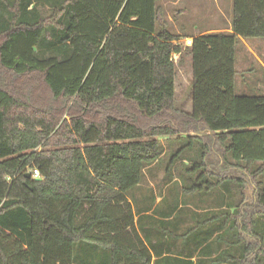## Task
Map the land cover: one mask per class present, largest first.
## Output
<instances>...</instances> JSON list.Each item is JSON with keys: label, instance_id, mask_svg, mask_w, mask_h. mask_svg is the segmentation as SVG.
<instances>
[{"label": "trees", "instance_id": "obj_1", "mask_svg": "<svg viewBox=\"0 0 264 264\" xmlns=\"http://www.w3.org/2000/svg\"><path fill=\"white\" fill-rule=\"evenodd\" d=\"M161 1L0 0V264H152L135 213L149 212L154 202L134 210L128 197L147 170L160 166L161 139L183 137L191 146L209 139L196 165L206 163L209 176L231 165L253 181L264 175V94L236 92L239 46L264 40V0H233L231 33L194 37L191 47L169 30ZM187 54L191 113L176 108L182 59L177 64L174 57ZM177 185L169 214L181 201ZM181 186L184 196L199 190ZM162 200L153 212L166 216ZM237 202L225 189L215 203L220 224L212 231L221 252L209 264L261 262L257 255L251 260L253 247L243 241H264V187L258 184L249 229L236 219ZM156 223L161 234L171 225Z\"/></svg>", "mask_w": 264, "mask_h": 264}, {"label": "crops", "instance_id": "obj_2", "mask_svg": "<svg viewBox=\"0 0 264 264\" xmlns=\"http://www.w3.org/2000/svg\"><path fill=\"white\" fill-rule=\"evenodd\" d=\"M173 5H181L178 8H175V13H177L175 17H180L182 20H185V23H188L190 20L194 21V24L190 26L184 25L182 28L184 29L183 31L176 32L177 34L184 36L180 42L185 47H191L194 37L212 33H231L232 31L233 0H176ZM168 21L170 25L174 22L169 17ZM243 43L244 46L247 45V41H243ZM175 57H178L177 62H175L177 64L180 59H182L179 66L184 65L189 58L192 71V58L189 54L185 55L183 58L180 56ZM256 60L264 71V64L258 60V56L256 57ZM237 63L239 65L238 56ZM240 72L241 71H239V73ZM191 112L192 110L186 113ZM163 140L166 139H161L162 142ZM158 168L159 164H155L153 168L147 170L143 183L134 191L135 193H133L132 196L130 195L128 197L134 210L137 209V207L145 209L154 202V207L149 210V212H142L140 214L135 213L137 230L140 235H142L143 240L152 252V264H155L160 258L179 259L184 261L191 259L194 264H209L210 261L217 258L221 252L219 246L215 245L213 247V243H217L219 232L212 231L213 223L211 222V220L214 219L212 214L219 211V206L215 205L216 202H210L205 205L197 204V202L195 203V200H192V202H184L182 200L185 194L184 187L181 186L178 179L174 178L167 182L166 179L168 175L166 173L168 172L166 171V173H163V170ZM160 172L163 174H160ZM145 181L146 183L149 181L147 185H145ZM174 183L180 185L179 198H181V201L179 199L180 203L177 211H175L174 214H169L172 211V208L175 207L174 198L178 197V191L174 196L172 195L171 188ZM191 196L192 194L188 197L191 198ZM162 199H164L165 203L162 206L161 213L164 212L166 216L157 215L153 212L157 206L163 203ZM225 208L228 210V203L223 207V209ZM209 213L211 214L208 215ZM147 216L153 217L155 221L152 219H144L143 221H140L139 217ZM178 216L180 219L176 220V217ZM196 216H201V218H205V220L208 221L203 229H201L202 232L207 233L206 237L199 236L196 232L190 234L187 233L189 232V228L191 230L193 227L192 225L195 224ZM161 221H166V223L171 224L165 228L162 234L161 232H158L160 226L156 223ZM162 236H164L163 240ZM162 242H164L165 248L162 256L159 257L156 255V251L159 250L160 246L158 245H161ZM169 244H172L170 248L167 246ZM210 244H212V248L209 246ZM190 254L192 256L191 258H189ZM84 258L85 262L90 263L87 260V257Z\"/></svg>", "mask_w": 264, "mask_h": 264}, {"label": "rangeland", "instance_id": "obj_3", "mask_svg": "<svg viewBox=\"0 0 264 264\" xmlns=\"http://www.w3.org/2000/svg\"><path fill=\"white\" fill-rule=\"evenodd\" d=\"M175 2L176 0H162L159 4L165 8L167 20L169 17L174 21L170 25L169 30L176 33L178 31H183L184 29L182 28L184 25L190 26L194 24V21L190 20L188 23H185V20H182L180 17H175V8L181 6H174L173 3ZM246 44V46H239L238 48L237 56L239 57V65L237 63V67L241 72L237 78L236 92L240 96L253 95L255 93L264 94V71L256 60V57L258 56V60L264 64V40L253 39L247 41ZM177 60L178 57H175L174 61L177 62ZM177 70L176 108L181 112H189L192 110L193 81V71H191L189 58L184 65L178 66ZM174 139L175 141H173ZM209 143L210 140L205 138L200 142L195 141L192 146L191 140L183 137L180 139L172 138L170 141L163 140V146L166 153L163 155L158 169H162L163 173H166V169L168 167L172 168L171 171L166 173L168 175L166 179L167 182L171 181V179L173 180L174 178H177L179 183L181 185L184 183V185L189 190L194 186H199V190L194 191L196 193H193L194 195H192L191 198L187 195L182 198L184 202H192V200H195V203L197 202V204L205 205L209 204L210 202H216L217 198L221 197L222 191L225 189L230 190V192H235L236 200L238 201L236 207H238V213L240 212V214L236 215V219L240 225H243L246 222V226L249 229L251 225L250 222L252 221V211L255 204L258 184L261 187H264V175L259 177L256 181H253V179H250L249 173L243 169L244 167L241 168L233 165L224 170L220 176H209L205 174L203 168L207 166L206 163L203 164L202 168L196 169V165L203 162L202 158L204 156L201 155V152L205 148L203 145L209 146ZM209 150L213 152L214 148L210 147ZM231 163L234 164L233 161H231ZM214 165L215 164L209 161L210 167ZM258 166L259 164H257L256 167ZM161 173L162 172H160V174ZM147 183L145 185H147ZM210 184L213 186L211 187ZM177 186V184H174L172 186V190L177 189ZM243 194H245V201L244 203L239 204V200L243 197ZM226 214L227 213L225 212V215ZM257 218L258 217L255 219ZM260 219L261 224H264V218ZM258 220L259 218L257 221ZM211 222L215 223L213 225L214 228H217L218 224H220L216 218L212 219ZM194 225H192L193 227L191 228L192 233H195L204 227V224L197 220L195 221ZM232 231L237 233L238 227L235 225L232 227V230H228L227 235L231 238ZM248 233H251V231ZM258 233L264 236V229H260ZM252 236L250 238L245 235L243 244H250L253 247L251 260L255 259L257 255L260 258V264H264V241L259 243L258 240L256 241L254 236ZM257 248L260 249L257 250ZM234 254L239 256L240 252L234 251Z\"/></svg>", "mask_w": 264, "mask_h": 264}, {"label": "built area", "instance_id": "obj_4", "mask_svg": "<svg viewBox=\"0 0 264 264\" xmlns=\"http://www.w3.org/2000/svg\"><path fill=\"white\" fill-rule=\"evenodd\" d=\"M34 178L35 179H40V174L37 170L34 171Z\"/></svg>", "mask_w": 264, "mask_h": 264}, {"label": "water", "instance_id": "obj_5", "mask_svg": "<svg viewBox=\"0 0 264 264\" xmlns=\"http://www.w3.org/2000/svg\"><path fill=\"white\" fill-rule=\"evenodd\" d=\"M27 177L30 179L31 178V175L28 174ZM37 181H41V179H37Z\"/></svg>", "mask_w": 264, "mask_h": 264}]
</instances>
